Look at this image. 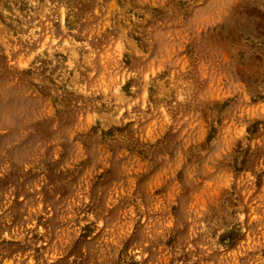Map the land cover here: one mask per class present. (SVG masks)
Returning a JSON list of instances; mask_svg holds the SVG:
<instances>
[{
	"label": "rangeland",
	"instance_id": "obj_1",
	"mask_svg": "<svg viewBox=\"0 0 264 264\" xmlns=\"http://www.w3.org/2000/svg\"><path fill=\"white\" fill-rule=\"evenodd\" d=\"M0 264H264V0H0Z\"/></svg>",
	"mask_w": 264,
	"mask_h": 264
}]
</instances>
